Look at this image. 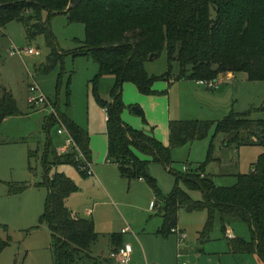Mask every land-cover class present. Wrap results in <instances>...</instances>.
Wrapping results in <instances>:
<instances>
[{"label": "trees", "instance_id": "obj_1", "mask_svg": "<svg viewBox=\"0 0 264 264\" xmlns=\"http://www.w3.org/2000/svg\"><path fill=\"white\" fill-rule=\"evenodd\" d=\"M48 13V19L43 14ZM66 13L70 22L85 26L86 38L72 53L94 58L99 73L91 81L92 93L98 104L106 108L108 157L119 165L121 173L129 178H142L153 189L157 210L163 218L159 230L169 235L177 227L181 208L187 211L208 212L202 238L209 235L218 217L223 231L236 221L245 222L251 231V239L230 238L234 252H255L264 262V153L249 173H236V183L218 185L212 175L205 173V166L214 160V140L223 136L226 147L245 145L264 146V118L250 117L251 111L232 112L218 121L199 119H171L169 144L155 136L135 129L122 118L126 107L123 85L134 83L145 95L156 94L154 84L158 80H171L174 62L179 63L177 80L217 81L229 73L246 72L249 80L264 81V0H0V28L17 20L26 27L30 37L47 34L51 53L44 71H50L64 55L56 46L50 30V17ZM165 49L168 70L162 75L151 74L145 63L151 54L158 57ZM113 75L115 81L109 88L110 101L101 96L102 79ZM51 113L44 123L47 133L63 123L81 151L91 160L89 132L59 109ZM264 111V105L257 108ZM140 109L138 112H141ZM21 111L11 91L2 88L0 96V126L5 118L20 115ZM215 128L207 159L196 170L175 172L172 151L195 140L205 139ZM52 146L47 143L44 155V180L48 190L45 210L40 218L52 234L54 264H82L93 259L91 247L99 233L92 219L73 215L66 199L78 190L77 184L65 173L51 174L53 166L67 163L79 169L73 153L56 154L49 161ZM139 150L151 155L176 177V184L169 194H163L151 175L149 160L141 159ZM86 175L85 173H83ZM203 193L194 199L180 186ZM9 193H20L28 184L8 183ZM112 241L118 243L117 234ZM11 243V237H0V253ZM119 246V245H117Z\"/></svg>", "mask_w": 264, "mask_h": 264}, {"label": "rangeland", "instance_id": "obj_2", "mask_svg": "<svg viewBox=\"0 0 264 264\" xmlns=\"http://www.w3.org/2000/svg\"><path fill=\"white\" fill-rule=\"evenodd\" d=\"M43 19H48L47 12L43 14ZM49 24L56 46L64 55L48 72L42 69L51 53L47 34L30 37L23 23L17 20L10 21L0 29V94L3 87L11 91L21 111L20 115L8 119L0 128V237H11L10 245L0 253V264H54L52 234L48 225L40 222L48 195L47 188L41 185L45 170L43 159L48 140L52 142L48 159L53 161V148H56L54 153L59 154L57 148L63 145L66 134L58 133L60 124L53 126L49 133L46 132L44 123L51 115V110L44 105L31 107L28 102L30 86L38 84L47 98L58 102L59 109L89 131L90 135H94L97 141H100L106 128V113L92 93L91 81L99 73V65L91 56L72 53L86 38L84 24L70 22L66 13L52 15ZM29 48L38 49L40 53L35 55L25 52ZM145 67L151 74H164L168 70L166 50L163 49L158 57L149 59ZM179 70V63L174 62L172 85L168 86V81L164 79L156 82L166 85V89H172L171 97L166 99L172 106L173 115L180 117L174 119L218 121L232 112L248 111H251V118H264V111L257 109L264 105L263 80H249L246 72H237L232 78H220V82L209 88L195 82L183 83V88L180 87L183 81L176 79ZM114 81L113 75H106L102 79L101 96L106 101L111 100L109 88ZM160 92V96L165 95L162 90ZM139 94L134 83L124 86L125 110L133 117V121L134 118L139 120L134 123L140 124L139 130L144 131L143 126L147 127L149 122L138 100ZM135 108L142 111L137 112ZM151 111L156 117H161L160 112ZM152 130L153 127L149 133H153ZM214 131L213 127L205 139L173 151L172 167L175 172L184 173L185 167L190 171L195 170L206 161ZM214 146L215 159L205 166V173L212 175L221 186L235 184L236 173H249L264 153L262 145L226 147L222 135L216 137ZM143 159L150 161V173L161 192L169 194L176 184L175 175L160 162L154 161L151 155ZM50 172H62L71 177L80 188L74 195L78 198V205L82 209L94 208L99 218L97 230L100 236L91 247L93 259L84 260L82 264H118L108 258L112 251L109 234L120 232L128 224L136 233H140V227H147L143 244L133 234L131 236L134 239L130 242L135 249L137 245L143 249L144 245L149 257L145 264H177L178 254H181L179 261L187 264H264L255 252H234L232 249L229 231L234 237L251 239L250 228L245 222H233L227 226L229 231L225 232L217 217L209 235L202 238L201 232L206 225L208 212H190L181 208L178 225L187 233V239L179 243L176 234L172 233L169 237L158 235L162 216L142 209L144 200L141 194L135 195L128 183L122 187L128 206L121 207L116 200L94 192L89 183L91 177L82 179L77 167L72 164L53 166ZM8 183H26L28 188L11 194ZM179 184L194 199L203 198L200 190H190L183 182ZM146 185L149 187L147 182ZM150 192L154 195L153 191Z\"/></svg>", "mask_w": 264, "mask_h": 264}, {"label": "crops", "instance_id": "obj_3", "mask_svg": "<svg viewBox=\"0 0 264 264\" xmlns=\"http://www.w3.org/2000/svg\"><path fill=\"white\" fill-rule=\"evenodd\" d=\"M233 76H234V73H229L226 76H222L221 78L222 79H224L226 77L232 78ZM219 80L217 81V83L221 81V80L220 81ZM167 81L169 83L168 86H170L174 83L173 79L167 80ZM181 81H183V82H181L182 84H180L181 85L180 87H183V88L185 87L183 83H187V82H195L196 84H202L197 80L182 79ZM128 83H131V82H128ZM128 83L127 82L124 83L123 89H124V86H126ZM155 84H156V82H155ZM155 84H154V89L156 88L155 90H157L156 94L145 95V94H142L141 92H139L140 98H138V100L141 102L140 105H141L142 109H144L145 115L147 116V119L149 122V125H147V127L143 126V129H144L145 133L155 136L163 144L168 145L169 144V122L171 119L180 118V117H175V115H173L172 106H171L170 102L168 103V101L166 99V97H168V99L171 97L172 89L169 90V87L166 89V85H163V84H156V85ZM3 88H5V87H3ZM160 90H162V92L165 93V95L160 96L159 95V94H161ZM0 96H1V94H0ZM151 109L155 110L156 112H160L161 117H156L155 115H153ZM139 110L140 109H138L136 111L138 112ZM104 111H105V108H104ZM105 113H106V111H105ZM12 117H14V116H10V117L5 118V120L2 122V124ZM122 118L127 124H129L130 126H132L135 129H139V127H141L140 124L137 125L136 123H134V122H137L139 120L134 118V121H133L132 120L133 117H131L128 114V112H126L125 109L122 112ZM106 120H107V114L105 116V121ZM2 124H1V126H2ZM131 124H133V125H131ZM1 126H0V128H1ZM151 127L154 128V130H152L153 133H149V130ZM89 137H90V143L89 144H90V149H91V162H92V168H93L94 173H93V175L89 176V175H84L83 173H81L78 170L80 172L82 179H86V178L91 177L89 183H90V186H92V190L96 193H99V194L102 193L103 196L109 198L112 201L116 200L117 203L120 204L121 207L122 206L123 207L128 206L127 200H124L123 193H122V187L126 183H128L130 190L133 189L135 195L137 193L141 194V196L144 200L143 201L144 203H142L141 208L147 212L153 211L156 214H159L158 210H157V205H156L157 204L156 196H155L153 189L150 187V185L148 184L149 187H147L146 181L142 178L129 179V178L125 177L121 173L119 165L117 163H114L113 161H111L109 159V157H108L107 126L105 128V131L102 134L100 141H97L96 139H94V135H90V132H89ZM195 141H197V140H195ZM193 143H194V141L191 143H188L182 147H186L189 144H193ZM178 148H180V147H178ZM175 149H173V151ZM173 151H172V155H173ZM135 152L141 159L145 158V156L148 155V154H145L139 150H135ZM144 160H146V159H144ZM173 162H174V160H173ZM184 169H185L184 172H191L188 167H185ZM192 171H194V170H192ZM77 186H78V184H77ZM79 190H80V188L78 186V190L76 192H73L66 199V205L71 210L73 215H75L77 217L92 219L95 223V228L97 230V228L99 227L100 221H99L98 216H96V213L94 211L95 209L90 208V207H86L85 209H82L77 203L78 198H75L74 195H76V193H78ZM190 190H195V189H190ZM150 191H153L154 195H151ZM189 194H190V192H189ZM108 203L110 204L109 201H108ZM121 214H122V211H121ZM159 215L161 216V214H159ZM162 225H163V222H162ZM128 226L131 228V231L124 233L122 231L123 230V228H122V230L120 232L117 231V233H110L109 234V241H110L111 250L114 249L117 245H122L124 243H130L131 240L134 239V236H135V239L139 240V243L143 244V241H142L143 238L147 237V232H146L147 227L146 226L140 227L139 228L141 230L140 233H136L131 225L128 224L126 227H128ZM161 227L162 226H160V228L158 229V232H157L158 235H162L164 237H169L170 234L164 235V234L159 232ZM177 227L180 228L178 224H177ZM227 231H229L228 228L226 229V232ZM97 232L99 233V236H100V232L98 230H97ZM113 234H117V239H118L117 244L112 241V235ZM131 234H133L134 236H131ZM128 235H130V236H128ZM230 238H234V234L231 231H229V239ZM98 239H99V237H98ZM98 239H97V241H98ZM177 241L179 242L178 237H177ZM142 246H143V249H141L140 246H138V245H137L136 249L132 246L133 251H132L131 261L129 264H145V261H147L149 259L147 250L145 249L144 245H142ZM163 254H164V250L161 251V255H163ZM180 259H181V256L179 257V254H178V263L177 264H181V262L179 261Z\"/></svg>", "mask_w": 264, "mask_h": 264}, {"label": "built area", "instance_id": "obj_4", "mask_svg": "<svg viewBox=\"0 0 264 264\" xmlns=\"http://www.w3.org/2000/svg\"><path fill=\"white\" fill-rule=\"evenodd\" d=\"M25 52L35 55H38L40 53V51L35 48H29L25 50ZM199 82L206 85L207 87H212L214 85L213 82H209V81H199ZM28 102L32 108H36L38 106L44 105L46 107H49L51 113L54 114L55 116H57L58 114L52 101L49 98H47V96L44 94L40 86L36 83L30 86V95L28 98ZM60 126L61 128L58 129V133L61 135L66 134V138L64 140L63 145L57 148L58 153L59 154L73 153L75 155V160L79 162V169L86 175L89 176L93 175L94 171L92 168L91 160L87 158L85 154L81 151L80 147L77 145L76 141L74 140V138L72 137L66 126L63 123H60ZM122 231L125 233L131 231V228L128 226L123 228ZM172 232L177 235L179 243L187 239V233L178 227L173 228ZM132 251H133L132 244L124 243L112 249L108 258L111 261H114L118 264H129L131 261ZM180 256L181 254H179V257ZM181 264H187V263L184 261L181 262Z\"/></svg>", "mask_w": 264, "mask_h": 264}, {"label": "water", "instance_id": "obj_5", "mask_svg": "<svg viewBox=\"0 0 264 264\" xmlns=\"http://www.w3.org/2000/svg\"><path fill=\"white\" fill-rule=\"evenodd\" d=\"M156 57V54H151L150 60L154 59ZM139 108H135V110H138Z\"/></svg>", "mask_w": 264, "mask_h": 264}]
</instances>
